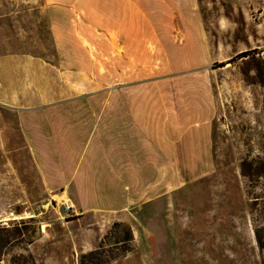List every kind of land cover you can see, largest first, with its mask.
I'll list each match as a JSON object with an SVG mask.
<instances>
[{"label":"crops","instance_id":"crops-1","mask_svg":"<svg viewBox=\"0 0 264 264\" xmlns=\"http://www.w3.org/2000/svg\"><path fill=\"white\" fill-rule=\"evenodd\" d=\"M19 1L34 4L0 12V193L30 194L36 173L109 214L213 162L212 78L180 72L205 48L169 41L158 0Z\"/></svg>","mask_w":264,"mask_h":264},{"label":"rangeland","instance_id":"rangeland-1","mask_svg":"<svg viewBox=\"0 0 264 264\" xmlns=\"http://www.w3.org/2000/svg\"><path fill=\"white\" fill-rule=\"evenodd\" d=\"M163 1L147 9L164 13L169 41L205 48L193 61L202 68L180 72L212 78L213 162L159 200L109 214H80L65 193L45 194L36 173L30 194L0 193V225L34 219L21 233L33 234L35 264H264V0ZM33 4L0 0V12L16 18ZM18 255L6 246L0 264Z\"/></svg>","mask_w":264,"mask_h":264},{"label":"trees","instance_id":"trees-1","mask_svg":"<svg viewBox=\"0 0 264 264\" xmlns=\"http://www.w3.org/2000/svg\"><path fill=\"white\" fill-rule=\"evenodd\" d=\"M250 52H253V51L242 52L236 55L234 58L239 59L241 57H245L248 54H250ZM218 66L223 67L225 66V63H219ZM33 222H34V219L32 217H29V218L19 219L18 221L8 222L5 225H0V258L2 256V249H4L6 246H10V247L19 246L24 251V255H18V256L11 257L9 259V263L10 264H35L34 259L27 248V246L33 240V234H29L26 231L24 235H22L21 233V226L24 227L27 224H32ZM25 235H27V238L24 237Z\"/></svg>","mask_w":264,"mask_h":264},{"label":"built area","instance_id":"built-area-1","mask_svg":"<svg viewBox=\"0 0 264 264\" xmlns=\"http://www.w3.org/2000/svg\"><path fill=\"white\" fill-rule=\"evenodd\" d=\"M64 205H65V208H66V210H69L70 208H71V205H67L66 203H64Z\"/></svg>","mask_w":264,"mask_h":264},{"label":"bare ground","instance_id":"bare-ground-1","mask_svg":"<svg viewBox=\"0 0 264 264\" xmlns=\"http://www.w3.org/2000/svg\"><path fill=\"white\" fill-rule=\"evenodd\" d=\"M55 199L59 201L62 200L61 196H56V195H55Z\"/></svg>","mask_w":264,"mask_h":264}]
</instances>
